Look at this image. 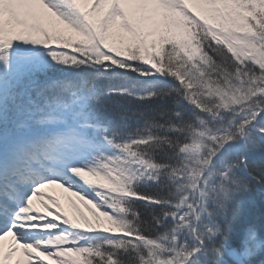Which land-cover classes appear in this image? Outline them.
Masks as SVG:
<instances>
[{
    "label": "snow or ice",
    "instance_id": "obj_1",
    "mask_svg": "<svg viewBox=\"0 0 264 264\" xmlns=\"http://www.w3.org/2000/svg\"><path fill=\"white\" fill-rule=\"evenodd\" d=\"M0 264H264V0H0Z\"/></svg>",
    "mask_w": 264,
    "mask_h": 264
},
{
    "label": "rangeland",
    "instance_id": "obj_2",
    "mask_svg": "<svg viewBox=\"0 0 264 264\" xmlns=\"http://www.w3.org/2000/svg\"><path fill=\"white\" fill-rule=\"evenodd\" d=\"M50 190L53 191L55 195L60 197L61 203L64 206V211L67 212L71 218L79 220V212L77 209L83 211L86 215H90V213H88V209L77 197H71L72 201H74L76 205V207H73L72 203L69 202V193H65L63 189H60L58 186H53Z\"/></svg>",
    "mask_w": 264,
    "mask_h": 264
},
{
    "label": "trees",
    "instance_id": "obj_3",
    "mask_svg": "<svg viewBox=\"0 0 264 264\" xmlns=\"http://www.w3.org/2000/svg\"><path fill=\"white\" fill-rule=\"evenodd\" d=\"M259 210V209H258Z\"/></svg>",
    "mask_w": 264,
    "mask_h": 264
}]
</instances>
